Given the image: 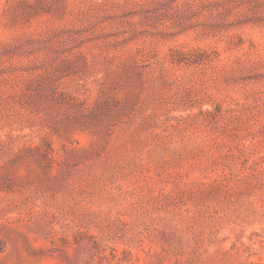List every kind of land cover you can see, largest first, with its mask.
Returning a JSON list of instances; mask_svg holds the SVG:
<instances>
[{"label": "rangeland", "instance_id": "rangeland-1", "mask_svg": "<svg viewBox=\"0 0 264 264\" xmlns=\"http://www.w3.org/2000/svg\"><path fill=\"white\" fill-rule=\"evenodd\" d=\"M0 264H264V0H0Z\"/></svg>", "mask_w": 264, "mask_h": 264}]
</instances>
